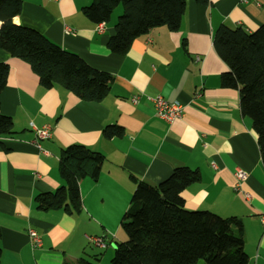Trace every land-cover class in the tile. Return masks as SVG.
<instances>
[{"label": "crops", "instance_id": "obj_1", "mask_svg": "<svg viewBox=\"0 0 264 264\" xmlns=\"http://www.w3.org/2000/svg\"><path fill=\"white\" fill-rule=\"evenodd\" d=\"M22 1L15 23L40 31L113 78L102 101H84L60 85L44 87L28 62L0 49V62L10 66L0 111L13 118L16 131L0 136V264H76L79 258L107 263V244L93 245L88 237L107 243V233L121 228L136 180L157 184L179 166L201 173V180L182 192L185 206L238 217L248 264H264L258 136L241 111L239 90L222 86L221 75L230 68L213 45L222 23L255 31L264 23V0H186L178 30L153 28L124 55L107 45L122 7L109 22L94 23L82 10L93 0ZM65 27L74 32L65 33ZM157 95L181 102L183 116L169 123L156 115L148 97ZM32 124L52 127L40 147ZM108 124L122 125L124 136L106 139L102 131ZM73 143L103 157L99 179H81L79 213L38 209L35 195L63 184L60 154ZM236 168L248 174L242 187L250 201L234 188ZM30 229L41 245L33 246Z\"/></svg>", "mask_w": 264, "mask_h": 264}, {"label": "trees", "instance_id": "obj_2", "mask_svg": "<svg viewBox=\"0 0 264 264\" xmlns=\"http://www.w3.org/2000/svg\"><path fill=\"white\" fill-rule=\"evenodd\" d=\"M22 4V0H0V49L28 62L44 87L60 85L84 101H102L109 94L112 75L92 67L79 54L62 48L40 31L15 23ZM186 4V0H93L82 10L89 20L101 23L109 22L115 8L122 7L107 45L113 53L124 55L136 38L153 28L178 30ZM213 45L230 68L221 75L222 86L239 90L241 111L253 121L264 166V23L253 32L222 23L214 33ZM9 71V64L0 62V95ZM15 133L13 118L0 111V136ZM102 133L106 139L122 137L125 128L108 124ZM103 161L79 143L62 149L59 172L63 184L35 195L36 207L79 213L83 207L80 181L85 177L98 180ZM200 180V171L188 166L176 167L157 184L136 180L120 221L126 239L117 242L110 264H196L199 260L207 264H248L238 217L185 206L182 192ZM1 251L0 245V257ZM76 264L95 263L79 258Z\"/></svg>", "mask_w": 264, "mask_h": 264}, {"label": "built area", "instance_id": "obj_3", "mask_svg": "<svg viewBox=\"0 0 264 264\" xmlns=\"http://www.w3.org/2000/svg\"><path fill=\"white\" fill-rule=\"evenodd\" d=\"M103 25H99V29H102ZM74 30L70 27H65V33L71 34ZM149 101L152 103L154 113L159 117L165 119L167 122L171 123L177 118H181L184 113V105L177 101H170L164 98L162 95H157L154 97H148ZM134 101H137V97H133ZM33 130L35 132V143L40 147L39 141L41 139L49 138L52 135V127L49 125H44L42 127H38L32 124ZM236 183L235 190L240 192L243 197L247 200H251V194L245 191L242 187L243 182L247 179V172L242 168H236L234 172ZM29 235L32 240L33 246H39L42 243L41 237L37 231L34 229L29 230ZM90 242L93 245L104 247L106 245L105 240L102 237H88Z\"/></svg>", "mask_w": 264, "mask_h": 264}, {"label": "rangeland", "instance_id": "obj_4", "mask_svg": "<svg viewBox=\"0 0 264 264\" xmlns=\"http://www.w3.org/2000/svg\"><path fill=\"white\" fill-rule=\"evenodd\" d=\"M110 224V223H109ZM120 224V222H119ZM126 238V234L124 232V230H122L121 228H119V230L116 232V234L113 231H109L107 233V263L104 264H110L111 263V259L112 256L114 254V248H116V244L119 241H122ZM104 252V250L102 251V253ZM113 252V253H112ZM98 254V253H96Z\"/></svg>", "mask_w": 264, "mask_h": 264}]
</instances>
